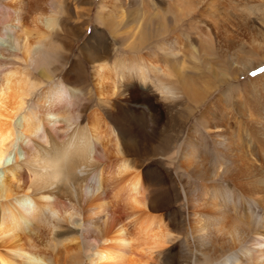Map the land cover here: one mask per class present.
I'll use <instances>...</instances> for the list:
<instances>
[{"label":"bare ground","instance_id":"1","mask_svg":"<svg viewBox=\"0 0 264 264\" xmlns=\"http://www.w3.org/2000/svg\"><path fill=\"white\" fill-rule=\"evenodd\" d=\"M126 1L102 0L110 9L101 5L98 13V22L131 54L94 65L95 125L76 119L75 89L51 80L37 91L39 83L0 61V264H161V251L180 234L187 263L264 264V71L251 74L264 62V15L247 8L264 0H168L163 9ZM45 18L52 28L54 17ZM178 21L189 29L191 42L185 49L187 35L180 33L174 44L160 45L178 62L171 74L165 66L148 65L140 51L149 28ZM15 42L21 48L26 37ZM26 46L24 58L37 69L47 47L28 41ZM221 53L228 70L216 71L203 60ZM194 61L213 71L219 83H194L186 76L194 72ZM246 74L235 92L238 76ZM137 83L150 84L152 91ZM182 102L194 107L177 108ZM205 103L202 130H191L171 154L159 153L168 166L154 172L165 187L162 201H155L139 158L148 144L139 143V136L128 144L105 110L114 107L118 118L123 110L139 116L147 127L141 140L152 144L160 133L157 148L163 150L168 135L176 137ZM173 163L180 170L175 174ZM191 178L203 190L192 189ZM174 196L185 209L182 217L172 212Z\"/></svg>","mask_w":264,"mask_h":264},{"label":"rangeland","instance_id":"2","mask_svg":"<svg viewBox=\"0 0 264 264\" xmlns=\"http://www.w3.org/2000/svg\"><path fill=\"white\" fill-rule=\"evenodd\" d=\"M135 1L141 5H145L148 9H163L166 8L168 0H128V2L132 3ZM198 1L199 0H193V4H196ZM123 2L124 5L127 4L126 0H123ZM51 3L55 4L52 5L57 9H55ZM101 5L103 8L110 9L107 7L109 3H102V0H0V39H3L5 41L4 43H6V47H2L4 58L0 61L5 63L7 69L20 71L22 72L21 76H27L31 78L33 82L39 83L37 91L47 88L48 85H50L51 80H55L54 82L61 81L64 88L70 91L71 88L75 89L77 91L78 104L73 112L77 117L76 119L90 125H95V112L99 106V96L97 95L94 86V65L102 61L114 62L117 58H125L124 55L131 54L124 50L125 46H123L120 41L113 38V33H110L104 24L101 25L98 22V13L102 12V9L100 8ZM244 6L245 5L242 4L234 7L240 9ZM250 6L257 8V11H250L264 15L263 4H249L247 8H251ZM205 13L208 15L206 11ZM48 15L54 17L52 28H48L47 24L44 23L46 19L45 17ZM192 17L200 16L196 14L192 15ZM17 18H20V24L16 21ZM205 18L206 20L208 19L207 17ZM139 22H141V20ZM179 22L180 21H178L176 25L173 22H166L160 30L148 29V43L143 46L140 51L145 58L144 61L148 65L154 63L156 65L165 66L166 70L168 69L171 74H174V68H176L178 62L175 57L170 56L168 52H164L162 48H160V45L167 42L174 44L177 34L184 33L187 35V39L183 43V46L187 49V46L191 42V34L189 29L184 30L179 27ZM133 25L134 23L130 24V26ZM20 26H22L21 31ZM23 37H26V42L25 45L20 48L15 40H20ZM27 41L29 43H43L47 47L48 53L46 54L45 59L39 63L37 69L24 58L26 50L28 49L26 46ZM148 52L154 54L152 55V60L149 58L150 55ZM242 52L247 56L257 58L255 54L243 50ZM181 54L185 57L186 61H193L188 52L185 53L184 51H181ZM168 59L171 62L167 63ZM203 60H210V65L213 68L215 67L216 71L229 69V60L226 55L222 53L219 55L208 54ZM191 66V68H195L193 69L194 72L190 71V74L186 76L191 77L194 83L205 82V78H209L207 81L209 83L208 85H216L219 83V78L213 71H210L196 61H194ZM41 70H43L44 73H42ZM262 70L264 71V62L252 71L251 74H256ZM151 75L154 76L153 73ZM157 76L160 77L161 74H158ZM249 76V74L238 76L237 82L239 84L234 90L235 92L241 90L244 81ZM172 79H174V82L177 84L180 83L177 76H172ZM149 85L150 84L143 86L142 84L137 83V86L144 90H148ZM149 91L152 90L149 89ZM152 93L153 92H151V94ZM215 95H217V93H215L214 96ZM214 96L210 97L206 102L212 100ZM32 101L33 99L31 97L28 104H31ZM205 106L206 103L195 109V112L191 115L189 120L181 125L183 126L182 131H178V133L176 132V137L171 138V136L168 135L170 138L168 142L169 147L167 146V148L163 150L157 148L159 141L162 138L160 133H158L157 136L155 134L152 137L154 141L152 144H149L146 140H141L145 137V130L147 127L139 116H135L123 110V117L119 116L118 118L113 114L116 112L114 107L105 110V114L110 110V116H108V118L111 121V124L115 126V128H119L120 134L125 138L128 144L135 142V137L137 136L141 138L139 143L148 144L146 152H140L139 158L144 172L147 173V175L149 174L147 176V185L151 192V196L155 201H162L161 197L164 195L165 187L160 186L157 180V175L154 172H156V168L159 166H168V161H163L164 157H161L160 154L165 152L167 155L171 154L177 143H179L191 130L197 128L202 130V126L199 124V119ZM193 107V105L191 107L189 102H182L177 106V108L187 110ZM164 120H169V117L165 115ZM178 125L179 122H177V126ZM169 133L173 134V130H169ZM206 139V137L202 138L204 142ZM210 150H212L210 153L216 151L215 148ZM145 154L147 155L145 156ZM150 164H153L154 166L152 165V167H149ZM170 167L173 173L175 171L177 172L178 165L176 163H173ZM169 184L171 185V183ZM190 184H193L191 187L192 189L193 187H198L199 191L203 190L200 182L195 179L191 178ZM177 199L178 198L174 196V200H171L174 204L172 212H174V214L178 213L179 217H182L185 209L182 210V203L180 201L177 202ZM146 225L152 232L153 225L151 222H147ZM179 231L181 232L180 229ZM179 236L181 238H178ZM179 236H177V239L174 240V242L165 250L161 251V264H192L187 263L183 257L184 235L183 237L182 234ZM77 257L79 260L84 261V255L82 253H79ZM200 264H217V261L212 263V261L207 260ZM243 264L253 263L252 261H249Z\"/></svg>","mask_w":264,"mask_h":264}]
</instances>
